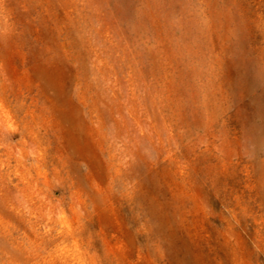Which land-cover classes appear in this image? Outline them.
I'll list each match as a JSON object with an SVG mask.
<instances>
[{"label":"rangeland","instance_id":"obj_1","mask_svg":"<svg viewBox=\"0 0 264 264\" xmlns=\"http://www.w3.org/2000/svg\"><path fill=\"white\" fill-rule=\"evenodd\" d=\"M0 264H264V0H0Z\"/></svg>","mask_w":264,"mask_h":264},{"label":"bare ground","instance_id":"obj_2","mask_svg":"<svg viewBox=\"0 0 264 264\" xmlns=\"http://www.w3.org/2000/svg\"><path fill=\"white\" fill-rule=\"evenodd\" d=\"M92 121H94L93 118H92ZM99 123L102 124V121H99ZM69 155H71V157H69V158H70L71 160H74V156H72V155H74V154H69Z\"/></svg>","mask_w":264,"mask_h":264}]
</instances>
